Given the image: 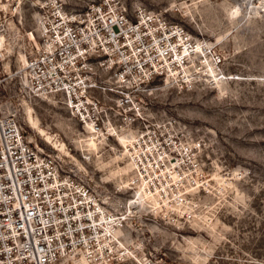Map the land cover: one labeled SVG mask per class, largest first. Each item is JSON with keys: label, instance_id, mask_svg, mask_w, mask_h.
I'll return each instance as SVG.
<instances>
[{"label": "built area", "instance_id": "1", "mask_svg": "<svg viewBox=\"0 0 264 264\" xmlns=\"http://www.w3.org/2000/svg\"><path fill=\"white\" fill-rule=\"evenodd\" d=\"M36 6L27 61L9 72L10 15L0 4V264L130 263L139 243L129 220L162 212L168 220L189 221L199 194L202 140L177 117L152 112L145 95L162 80L189 88L203 75L215 77L223 56L163 10L130 7L126 0ZM48 97L62 98L94 134L125 136L130 197L101 192L86 168L26 133L20 105ZM151 198L158 212L142 202ZM144 261L155 264L152 256Z\"/></svg>", "mask_w": 264, "mask_h": 264}, {"label": "rangeland", "instance_id": "2", "mask_svg": "<svg viewBox=\"0 0 264 264\" xmlns=\"http://www.w3.org/2000/svg\"><path fill=\"white\" fill-rule=\"evenodd\" d=\"M0 0L10 15L4 69L22 68L28 32L35 36L38 2ZM79 7L91 0H64ZM129 6L163 10L223 56L221 73L181 88L162 80L145 95L152 112L175 116L202 140L195 215L183 222L161 213L129 220L137 255L127 264H264V3L245 0H126ZM34 30V31H33ZM21 120L33 141L54 148L86 168L101 191L130 197L132 166L124 139H94L59 97L24 100ZM73 148V151L70 150ZM73 157V158H72ZM159 211V204L145 203ZM156 219V220H155Z\"/></svg>", "mask_w": 264, "mask_h": 264}, {"label": "bare ground", "instance_id": "3", "mask_svg": "<svg viewBox=\"0 0 264 264\" xmlns=\"http://www.w3.org/2000/svg\"><path fill=\"white\" fill-rule=\"evenodd\" d=\"M245 2H248V5H249V8H251V7H253V9L254 10H258L257 8H258V5L257 4H254V0H245ZM262 3H264V0H261V4ZM26 61H27V58H25V60H24V63H26ZM211 66V65H210ZM212 69V68H211ZM212 71H214L213 69H212ZM87 131L90 133V141H93L95 138L96 139H102V140H105V141H107V138H105L104 136H101V135H96V134H94L93 132H91V129H90V127H88L87 126ZM120 137H122L123 139H124V143H125V136L122 134V133H118V135H117V137L115 138V139H119ZM126 156V155H125ZM73 158V157H72ZM127 158V157H126ZM73 160V159H72ZM75 160V159H74ZM128 161H129V163L131 164V162H130V160L128 159ZM75 162H76V164H77V160H75ZM131 166H132V164H131ZM143 198H146V195H143L142 196ZM148 201H151V203H153V206H155V205H158V201L155 199V198H151V199H149V200H147V199H144V200H142V202L145 204L146 202H148ZM153 208V207H152Z\"/></svg>", "mask_w": 264, "mask_h": 264}]
</instances>
